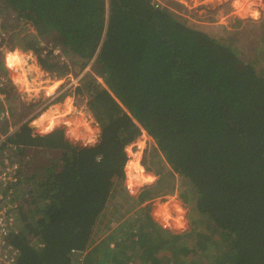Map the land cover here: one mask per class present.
<instances>
[{
	"label": "trees",
	"instance_id": "1",
	"mask_svg": "<svg viewBox=\"0 0 264 264\" xmlns=\"http://www.w3.org/2000/svg\"><path fill=\"white\" fill-rule=\"evenodd\" d=\"M0 2L54 40L79 72L94 60L98 77L88 75L76 92L102 127L97 144L81 146L63 129L38 134L28 122L3 144L21 165L17 264H81L73 251L88 252V264H264V75L154 0ZM24 39L46 72L69 74L53 52ZM11 56V65L25 58ZM15 89L3 90L10 102ZM47 113L34 123L46 132L57 127ZM144 132L193 188L197 212L221 230L226 250L211 255L215 240L195 229L162 228L148 207L137 225L122 222L112 233L130 212L117 205L131 163L126 149ZM162 184L157 178L150 187ZM147 196L125 195L134 207ZM112 211L119 218L103 223ZM161 253L174 260L162 262Z\"/></svg>",
	"mask_w": 264,
	"mask_h": 264
},
{
	"label": "rangeland",
	"instance_id": "2",
	"mask_svg": "<svg viewBox=\"0 0 264 264\" xmlns=\"http://www.w3.org/2000/svg\"><path fill=\"white\" fill-rule=\"evenodd\" d=\"M157 1L164 11L176 15L182 22L195 24L198 29L204 30L217 37L218 42L232 47L244 62L253 65L259 75H264V0H248V2L253 1L250 4V8L246 9L248 13L243 9L242 11L239 9V6L236 5L238 0ZM0 21L3 24L0 26V36L4 39L3 45H6L5 63L9 70L7 71V69H5V72L9 79H13L12 84L15 86L14 88H16L13 93L17 95L15 98H19L17 103L20 115L17 114V122L23 124L25 121L29 120L28 122H30L31 126L38 134H46L54 129H63L66 137L76 145L91 146L97 144L100 140L102 127L97 123L89 109V99L85 96L78 95L76 92L77 88L82 86V80L87 78L88 75L93 74L97 76L98 69L96 64H94V60L88 64L85 70L79 72L80 66L75 64V59L72 60L58 48L54 40H51L48 36L40 38L31 23H26L25 21L19 23L16 20L15 12L12 9L6 8L1 2ZM25 36H28L29 41L27 42L39 43L48 52H53L56 59L61 61L62 67L64 65L68 69L67 71H69V74L65 77H58L46 72L34 53L23 43ZM20 48H24L30 52H22L19 50ZM15 51H19V53L26 55L27 58H25L27 61L31 60L33 62L26 66V74H28L27 78L30 83L29 88H25L21 77L17 74L16 70L12 68L11 55L18 53ZM100 83L104 85L103 80L100 81ZM61 97L64 98L59 102ZM78 97L86 99V106L77 116L74 114L75 109L72 106L71 98L73 100V98ZM65 100L67 101L64 106L65 111L67 108H70L71 110L69 112H73L72 114H74V116L68 117L69 114L65 112V114L62 115L60 112L58 116L63 117V115H67V119L73 120V122L75 121L74 126H77L80 122L79 124L81 125L78 124V127H80L75 128L78 129V134L81 138H83L88 128L90 130V135L89 137L87 136V139L82 140L80 138L77 140V138H74L73 135H70V123L65 120L56 119L55 115H52L55 110L57 111L61 108L60 106H57L54 110L52 109V113L48 111L53 105L63 103ZM33 112H39V115L34 119H30ZM45 113H47L46 119L50 123L57 124V127L48 132L42 131L34 124L36 120ZM52 117L57 121H52ZM79 130L84 133L80 134ZM126 152L129 158L127 163L130 161L132 163L136 162L141 167L143 172L142 175L145 176V179H148L146 181L147 184L145 183L142 186H137L130 174L132 164L128 167V174L126 164V179L124 182L126 191L121 195V198L118 199L117 205L122 212L125 210H130V212H128L118 224L114 225L115 228H113L112 233L115 232L122 222L137 225L138 217L143 220L146 214L144 209L148 207L150 208V215L153 222L162 228L178 234H183L184 232L195 229L197 232L209 235L215 240L216 249L211 255L226 250L227 244L220 240L222 236L221 230L217 229L213 223L206 221L197 212V199L193 188L189 186V184L184 183V181L174 173L159 151L156 142L148 136V134L146 135L144 132L135 144L127 147ZM149 174L155 176V178L151 179ZM157 178L163 184L161 188L153 190L150 186L157 182ZM129 182H131L133 188L130 187L131 185ZM144 193H148V196L140 207H134L133 202L125 197V195L128 194L133 199L138 200ZM16 197H18V192H16ZM181 210L184 212L183 215L180 212ZM118 218L119 215L114 214L112 211V213H108L104 217L102 222H111ZM162 224H166L168 227L166 228ZM175 227H181L183 229L179 230ZM100 235L104 236L102 233ZM88 255L89 253L87 252L83 258H80L81 264L89 263L90 259ZM94 258H96V256H93V259ZM159 258L162 262H166L167 260L171 262L174 260L169 253H161L159 254Z\"/></svg>",
	"mask_w": 264,
	"mask_h": 264
},
{
	"label": "built area",
	"instance_id": "3",
	"mask_svg": "<svg viewBox=\"0 0 264 264\" xmlns=\"http://www.w3.org/2000/svg\"><path fill=\"white\" fill-rule=\"evenodd\" d=\"M154 4L157 8L164 10L157 0H154ZM1 24L0 21V26ZM3 43L4 39L0 36V264H17L20 252L13 244V239L24 231V224L19 214L21 207L19 198L21 165L9 158L1 148L7 139L29 120L23 124L18 122V125H14L18 115H20L17 103L19 98L12 96L10 102L8 100L10 96L3 91L7 90L9 85L15 87L12 84L13 79H9L5 72L7 69L5 68L6 45ZM29 63L32 64L33 62L30 60ZM99 81L102 80L99 79ZM39 112H33L30 119L38 116ZM16 192H18V197H16ZM73 253L78 254L81 258L85 255L83 252L73 251Z\"/></svg>",
	"mask_w": 264,
	"mask_h": 264
},
{
	"label": "bare ground",
	"instance_id": "4",
	"mask_svg": "<svg viewBox=\"0 0 264 264\" xmlns=\"http://www.w3.org/2000/svg\"><path fill=\"white\" fill-rule=\"evenodd\" d=\"M253 1H250V2H248V0L247 1H245V0H238L237 1V3H236V5L237 6H239V9H241V11H242V9L245 11V12H247L248 13V11L246 10L247 8H250V4L252 3ZM250 13V12H249ZM25 57H26V55H25ZM27 58V57H26ZM26 58H23V59H15V60H13V63H12V66H13V68L16 70V72H17V74L21 77V80H22V82L24 83V86H25V88L27 87V88H29L30 86V83L28 82V78H27V75L28 74H26V66L29 64V61H27V59ZM28 73V72H27ZM71 106V105H70ZM59 110L60 109H58L56 112H54V114L53 115H55V117H56V119H59V120H65V121H67L68 123H70L69 124V129H70V135H73L74 136V138H77V139H80L81 137H79V134H78V129L77 128H75V127H78V124L80 123H78L77 124V126H74V122H73V120L71 121V120H69V119H67L68 117H67V115H63V117H61V116H57V115H59L60 114V112H59ZM71 109L70 108H67V110L66 111H70ZM65 111V112H66ZM78 116V115H77ZM84 117V116H83ZM76 119V118H75ZM84 120H86V119H84ZM79 121V120H78ZM77 122V121H76ZM79 125H81V124H79ZM80 127V126H79ZM78 127V128H79ZM81 134V133H80ZM89 135H90V130L87 128L86 129V133H85V135L83 136V138H81L82 140H84V139H87L88 137H89ZM88 136V137H87ZM132 163V162H131ZM142 170H141V167L137 164V163H132V166H131V172H130V174H131V177L133 178V180H134V183L137 185V186H142L143 184H147V179H145V176H143L142 175ZM135 178V179H134ZM171 214V213H170ZM166 217V216H165Z\"/></svg>",
	"mask_w": 264,
	"mask_h": 264
},
{
	"label": "crops",
	"instance_id": "5",
	"mask_svg": "<svg viewBox=\"0 0 264 264\" xmlns=\"http://www.w3.org/2000/svg\"><path fill=\"white\" fill-rule=\"evenodd\" d=\"M15 54H22V53H15ZM23 55V54H22ZM87 98V97H86ZM74 101V102H73ZM71 102H72V106H73V108L75 109V112H74V114L75 115H77V114H80L81 112H82V110L85 108V106H86V99L85 98H81V97H78V98H73V100H72V98H71ZM67 103V101L65 100V101H63V103H60V104H56V105H53L48 111H51L52 109L54 110V108H56L57 106H60L61 108H60V110H59V112H61V115L62 114H69V116L68 117H73L74 116V114H72L73 112H65V108H64V106H65V104ZM52 110V111H53ZM47 111V112H48ZM65 112V113H64ZM58 116V115H57ZM52 121H54V120H52ZM80 131V133H84V132H82L81 130H79ZM77 140H79V139H77ZM86 143V142H85ZM134 163V162H133ZM136 163V162H135ZM132 163H130L129 164V167H130V165H131ZM128 184V183H127Z\"/></svg>",
	"mask_w": 264,
	"mask_h": 264
},
{
	"label": "water",
	"instance_id": "6",
	"mask_svg": "<svg viewBox=\"0 0 264 264\" xmlns=\"http://www.w3.org/2000/svg\"><path fill=\"white\" fill-rule=\"evenodd\" d=\"M56 129H54L53 131H55ZM52 132V131H51ZM50 133V132H49ZM86 146H88V145H86Z\"/></svg>",
	"mask_w": 264,
	"mask_h": 264
}]
</instances>
